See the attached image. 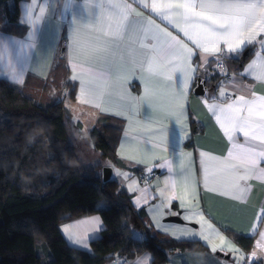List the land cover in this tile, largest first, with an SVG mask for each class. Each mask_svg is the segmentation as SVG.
<instances>
[{
	"label": "snow or ice",
	"instance_id": "obj_1",
	"mask_svg": "<svg viewBox=\"0 0 264 264\" xmlns=\"http://www.w3.org/2000/svg\"><path fill=\"white\" fill-rule=\"evenodd\" d=\"M129 4L127 0H108V3H98L96 0H84L79 8L81 23L84 24V17L93 18L96 23L90 26L93 32L102 33L105 37L114 40H122L128 35L130 18L139 23L130 37L131 44L137 39V34H142L140 41L142 49L150 51L151 55L145 61L138 62L135 57L134 48L128 49L127 58L123 54L117 55L112 47L105 46L99 36L91 37L88 40L77 38L74 44H69V64L72 71L71 80L79 81L80 93L77 97L84 103L89 99L102 98L106 90L113 84L127 91L124 86L131 77L139 73L140 82L144 85L141 96L136 97L137 105L142 102L152 101L160 94V84L164 83V94L169 98V110L175 115L176 123L180 125L179 139L182 141L189 136L187 128L189 95L193 86L204 92L201 98L203 103L215 118L216 123L227 137L230 147L227 156L217 160L210 157L208 161L201 153V169L204 175V186L208 187L210 181L220 186L225 192L236 195V198L243 199L250 185L246 182L254 177L264 180V95H258L254 86L244 83L245 76H251L254 80L264 83V0H170L167 4H158L157 0H133ZM39 7V14L35 8ZM75 0H65L64 14L72 12V19L69 22L73 32L79 37L77 29V14ZM137 7L143 8L151 14L145 16L137 11ZM47 5H37L36 0L24 10L22 23L29 27L27 36L24 39H13L21 52L24 50L37 49V32L39 23L45 17ZM107 8L111 11L105 18L97 14L96 9L101 12ZM85 10H87L85 12ZM158 16L162 21H167L175 29V34L168 27H161L152 18ZM259 45L253 58L244 65L242 57L246 55L249 46ZM8 41L0 40V48L8 51ZM97 56L104 58L103 66L94 68L90 61ZM241 60L243 71L234 68L231 76L228 75V67L224 59ZM215 61L213 73L222 77L218 80L212 92L201 85L213 78L207 72L210 61ZM11 69V78L15 83H22L24 69L15 70L11 61L8 63ZM179 73V86L172 89L170 86ZM200 73V75H198ZM233 89L229 94L228 89ZM218 89V92L216 91ZM130 95V93L128 94ZM209 99L212 103H209ZM97 108L101 106L96 105ZM183 121V122H182ZM161 132L160 146L166 150L168 137L164 135L165 129ZM123 147V145H122ZM152 147H156L153 144ZM185 154L180 153L181 169L187 172L183 163ZM169 170L172 171V162H168ZM119 174V173H118ZM227 176L225 181L223 177ZM125 179L128 177L125 175ZM244 182V183H242ZM172 187H175L173 184ZM130 191H135L129 185ZM185 191L195 200L194 189L191 188L189 178L185 176ZM172 197L165 196L161 192V203L149 209L153 214V221L158 229L162 228L155 214L163 216L169 211ZM180 207L185 210V219L197 218L201 230L196 232L191 229H179L180 235L177 239L200 238L207 242L213 253L220 251L231 253L233 264H258L257 257L264 258V232H260V239L250 254L240 255L241 249L232 240L223 235L219 229L208 223L202 210L193 211L185 197L180 198ZM143 196L136 197L135 203L141 204ZM177 215V213H171ZM260 219L264 220V207L261 208ZM89 226L70 232L69 226L64 227L69 239L75 244L85 248L88 240L92 237L91 231H99L102 224L98 217H93L88 222ZM167 232L169 229L164 227ZM225 230L229 229L225 227ZM256 231L255 226L252 229ZM176 235L175 232L172 233ZM133 238L143 242L146 236L143 233L133 232ZM218 240L219 243L214 241ZM113 264H149V257L144 254L136 260L128 261L119 257ZM215 264H229L227 261H216Z\"/></svg>",
	"mask_w": 264,
	"mask_h": 264
},
{
	"label": "crops",
	"instance_id": "obj_2",
	"mask_svg": "<svg viewBox=\"0 0 264 264\" xmlns=\"http://www.w3.org/2000/svg\"><path fill=\"white\" fill-rule=\"evenodd\" d=\"M98 3H108V0H96ZM117 2V0H113ZM129 4H133V0H127ZM151 3V0H148ZM170 0H157L158 4H167ZM33 0H20L18 2V27L23 29L22 32L16 30L6 31L3 25H0V40L8 41V51L5 52L3 48H0V78L6 79L11 83L22 86L29 76L37 79H46L50 70L56 65L59 57V53L63 50L62 59L66 65V82H69L73 86L72 97H69V91L64 89L57 99L62 100L64 106L69 110V119H74V124L79 128L80 132H86L89 135V131L97 124V120L100 115H107L114 118H118L122 121L123 126L118 138L115 153L126 165L125 168L115 167L109 165L112 168L111 177L117 179L119 183L126 188L128 193L131 194V201L135 208H143L145 212V219L151 226L167 236L177 239L180 235L179 229H191L199 232L201 225L197 223V218L185 219V210L180 207V197H185V201L189 206L194 204L193 211L202 210L205 215V219L208 223L219 229L220 232L227 236L232 242L240 248L231 236L225 230L227 227L230 231L243 234L245 236L253 237V245L248 251H244L241 248L240 255L250 254L253 248L256 246L257 241L260 239V232H264V220L260 219L261 208L264 207V180L256 179L255 177L246 182L251 187L247 195L243 199L236 198V195L225 190L220 184H215L210 181L207 188L204 186V175L201 169V153H204V159L209 160L210 157H214L219 160L222 157L227 156L228 149L230 147L229 141L225 136L222 129L216 123L215 118L212 116L209 109L201 103V98L205 96L195 94V86H193L192 93L189 95L188 119L187 128L189 136L184 140L179 139L180 125L176 123L175 115L171 114L169 110V98L164 94V83L160 84L161 92L152 101L151 105L148 102H142L137 105L136 97L142 95L144 91V85L140 82L139 73L136 76L131 77L128 83L124 86L126 92L116 85L110 86L102 98L89 99L88 103L78 100L77 97L80 93L79 81H72V71L69 64V44H74L77 38L88 40L91 37L99 36L102 42H105V46L112 47L117 55L123 54L125 58L128 55V49L134 48L135 57L138 62L145 61L148 56L151 55L150 51L142 49L140 41L143 40L142 34H137L131 44L129 43L130 37L139 23L135 19L130 18L128 25V35H125L122 40H114L111 37H105L102 33L93 32L90 26L94 25L96 21L93 18L85 16L84 24L81 23V16L79 8L83 5L84 0H75L76 14H77V29L79 31V37L73 32L70 21L72 19V12L65 14V18L61 19V15L64 14L65 0H36L37 5H47L45 17L39 23V30L37 32V49L24 50L21 52L19 47L12 43L13 39H24L27 36L29 27L22 23L25 8L32 4ZM87 10H85L86 12ZM111 10L105 8L103 12L100 9H96L97 14H102L105 18ZM137 11L142 12L145 16L151 13L147 10L137 7ZM35 12L39 14V7L35 8ZM152 18L161 27H168L170 31L175 34V29L167 23L162 21L158 16L153 15ZM5 23V22H4ZM16 28V29H17ZM251 50L250 55L243 64L246 65L254 56L255 51L259 50V45L249 46ZM225 60V59H224ZM14 66L15 70L19 71L24 69V76L22 83H15L11 78V69L8 67V63ZM104 58L97 56L90 61V66L94 68H100L103 66ZM236 64H232L233 69L237 68L243 71L241 64L235 67ZM215 68V64L212 65V69ZM200 74V73H198ZM232 73H228L231 76ZM176 79L170 86L172 89H176L179 86V73H176ZM36 79H33L35 81ZM37 82V80H36ZM245 84H251L254 86V90L258 95H264V83L254 80L251 76L244 77ZM206 88V87H205ZM208 89V88H207ZM214 88L210 89L212 92ZM55 91L52 90V92ZM218 92V89L216 90ZM233 89L229 88L228 92L231 94ZM52 92L49 94L51 95ZM130 93V95H128ZM56 94V93H55ZM58 96V95H57ZM209 103L212 101L209 99ZM99 104L101 107L97 108ZM183 122V121H182ZM78 124H80L78 126ZM193 124L197 125V129H194ZM165 129L164 135L168 137V143L166 150L160 146V136L162 135L159 129ZM88 142V138L85 137ZM156 144V147H152ZM123 145V147H122ZM185 154L183 163L188 169L187 172H183L181 169V156L180 153ZM172 162V171L169 170L168 162ZM133 169H137L139 173ZM144 173L146 177H149V183L145 184L140 173ZM119 173V174H118ZM125 175L128 179H125ZM185 176L189 178L191 188L194 189L195 200L185 191ZM228 177H223V180H227ZM244 183V182H242ZM175 187H172V185ZM129 185H132L135 191L129 190ZM161 192L165 196L172 197V203L168 206L169 211H165L161 217L159 214H155L157 220L161 223L162 228L158 229L156 223L153 221V214L149 212L150 208L161 203ZM143 196L144 201H141L140 205L135 203L136 197ZM171 213H177L181 218V222L169 221L168 216ZM93 217H98L104 227L103 221L99 214L93 213L80 217L70 218L61 222L58 226L59 232L65 242L74 248H78L85 251H90V240L100 236L102 231H91L89 235L92 237L88 240L87 248L75 244L69 239L68 233L64 231L65 226H69L70 232H76L79 229L89 226V221ZM253 226L256 231L254 232ZM164 227L169 230L165 232ZM136 233H142L141 231L134 229ZM134 232V231H133ZM175 232L176 235L172 233ZM182 240V239H178ZM189 240V239H184ZM198 240L206 246L204 250L197 251H182L173 252L169 255V259L165 262L156 264H215L216 261H227L229 264H233L231 253H224L217 251L212 252L211 247L207 245V242L200 239ZM219 243L218 240L214 241ZM147 254L149 257V264H152L153 255L149 251H145L137 257H142ZM117 258L112 259L105 264H113ZM257 261L264 264V258L257 257ZM251 264V261H248Z\"/></svg>",
	"mask_w": 264,
	"mask_h": 264
},
{
	"label": "trees",
	"instance_id": "obj_3",
	"mask_svg": "<svg viewBox=\"0 0 264 264\" xmlns=\"http://www.w3.org/2000/svg\"><path fill=\"white\" fill-rule=\"evenodd\" d=\"M19 1L0 0V25L6 31H23L17 28ZM245 51L242 62L251 53ZM62 56L63 50L46 79L29 76L20 86L0 78V264H105L145 251L156 264L173 252L206 249L198 240L158 232L117 179L103 181L104 166L126 167L115 153L123 126L120 119L100 115L89 131L88 145L98 152L99 161L89 163L79 156L66 126L69 110L57 99L64 89L69 97L74 91L66 82ZM224 63L232 73V64L237 67L241 60L225 58ZM214 64L211 60L207 69L213 75L205 83L208 90L222 79L213 73ZM93 213L100 215L104 227L90 240V251L69 246L59 224ZM134 229L146 236L143 242L133 238ZM227 233L242 250L252 247V236Z\"/></svg>",
	"mask_w": 264,
	"mask_h": 264
},
{
	"label": "rangeland",
	"instance_id": "obj_4",
	"mask_svg": "<svg viewBox=\"0 0 264 264\" xmlns=\"http://www.w3.org/2000/svg\"><path fill=\"white\" fill-rule=\"evenodd\" d=\"M73 120H66V126L68 129L69 138L77 147L79 156L83 157V159L89 163H95L96 161H99L100 157L98 152L94 151L92 147L88 145V142L85 139V137H87L89 140V136L86 132H80L79 128L76 127Z\"/></svg>",
	"mask_w": 264,
	"mask_h": 264
},
{
	"label": "water",
	"instance_id": "obj_5",
	"mask_svg": "<svg viewBox=\"0 0 264 264\" xmlns=\"http://www.w3.org/2000/svg\"><path fill=\"white\" fill-rule=\"evenodd\" d=\"M201 87L205 88V84L201 85ZM194 92H195V94H198V95L204 94V92H202L200 89H198L196 87H195ZM111 174H112V168L110 166H104L102 168V179H103V181L108 180L111 177ZM167 220L178 221V222L182 221L180 216H178V215H170V216H168Z\"/></svg>",
	"mask_w": 264,
	"mask_h": 264
},
{
	"label": "built area",
	"instance_id": "obj_6",
	"mask_svg": "<svg viewBox=\"0 0 264 264\" xmlns=\"http://www.w3.org/2000/svg\"><path fill=\"white\" fill-rule=\"evenodd\" d=\"M140 177H141L142 181H143L145 184L149 183V181H150L149 177H146V176L144 175L143 172L140 173ZM119 258H120V259H123V258H121V257H119ZM248 264H250V263H248Z\"/></svg>",
	"mask_w": 264,
	"mask_h": 264
}]
</instances>
